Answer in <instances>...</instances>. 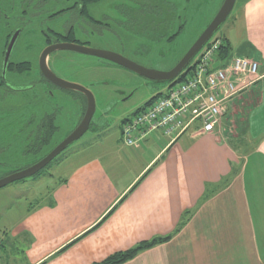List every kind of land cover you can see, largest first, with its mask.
Instances as JSON below:
<instances>
[{
	"label": "crops",
	"instance_id": "obj_1",
	"mask_svg": "<svg viewBox=\"0 0 264 264\" xmlns=\"http://www.w3.org/2000/svg\"><path fill=\"white\" fill-rule=\"evenodd\" d=\"M237 18L246 55H233L229 42L231 56L257 61L262 76L236 102V119L245 113L238 130L226 116L216 133L193 127L132 148L121 126L92 137L86 157L75 154L40 181L35 204L30 189L19 191L29 206L0 255L16 264H97L171 237L125 264H264V0H247Z\"/></svg>",
	"mask_w": 264,
	"mask_h": 264
},
{
	"label": "flooded vegetation",
	"instance_id": "obj_2",
	"mask_svg": "<svg viewBox=\"0 0 264 264\" xmlns=\"http://www.w3.org/2000/svg\"><path fill=\"white\" fill-rule=\"evenodd\" d=\"M102 1L0 0V21L5 24L0 27V172L5 173L0 180L36 165L55 148L46 153L59 133L62 101L74 97L87 109L86 96L63 88L52 65L67 60V53L89 55L70 49L45 54L48 50L89 49V31L161 32L174 24L171 9L153 8L145 0H113L110 10L97 7Z\"/></svg>",
	"mask_w": 264,
	"mask_h": 264
},
{
	"label": "rangeland",
	"instance_id": "obj_3",
	"mask_svg": "<svg viewBox=\"0 0 264 264\" xmlns=\"http://www.w3.org/2000/svg\"><path fill=\"white\" fill-rule=\"evenodd\" d=\"M112 1L103 0L97 7L110 10L113 7ZM145 1L152 3L153 8L157 5L158 8L171 9L174 24L161 32H151L146 29L134 31L120 29V31L109 33L99 30L89 31V48L120 54L137 64L156 71H170L181 61L209 26L225 2V0ZM246 1H236L232 14L212 39L231 42L232 48L235 50L233 55L237 54L236 51H238V44L240 43L237 26H240L241 22L236 19L241 15ZM0 27H5V24L3 27L2 21H0ZM3 30L1 31V37ZM239 52L240 56H245V47L243 49L239 48ZM66 57L67 60H61L52 65V68L62 80L85 87L93 94L96 111L91 122V129L40 174L0 189V243H3V249L5 248L2 241L4 236L12 230L13 226L24 216L26 209H28L29 203H26L28 195L29 201L35 204V188L41 183L40 181L49 179V176L53 174L54 169L60 163L74 158L75 154L80 153V156L75 157L77 161L86 157L85 150L89 147V140L92 137L102 138L108 135L110 131H119L124 118L132 117L138 109L143 108L147 102L155 97L165 94L169 88L168 83L156 85L153 81L138 76L122 67H109L106 61L96 57L76 53H67ZM197 58L198 56L194 62ZM67 100L61 102L62 106L58 113L59 120L57 123L59 133L52 143L47 146L46 153L61 143L78 127L86 112L85 101V105H81L80 101H76L74 97ZM239 100L242 101L243 97L234 101L232 107L235 108L237 105V108L234 109L233 113H229L232 107L229 108L226 115L231 117L230 121L232 120V123L235 124L234 128H239V125L244 121L242 118L244 119L243 116H245L243 112L236 119L239 110V104L236 102ZM242 110L243 108L241 109L240 105V111ZM241 128L243 129V127ZM4 174L0 172V178ZM47 183H50V181H47ZM45 186L46 183L45 185L41 183L38 189L41 191L42 187ZM28 189H30L27 192L28 195L19 193V191L22 193L23 190L26 192ZM6 191H10L8 192L9 196ZM0 257V264H16V261L13 260L14 256H5L3 253Z\"/></svg>",
	"mask_w": 264,
	"mask_h": 264
},
{
	"label": "built area",
	"instance_id": "obj_4",
	"mask_svg": "<svg viewBox=\"0 0 264 264\" xmlns=\"http://www.w3.org/2000/svg\"><path fill=\"white\" fill-rule=\"evenodd\" d=\"M222 44L220 39L212 40L186 80L177 81L122 122V140L127 147H135L151 135L176 140L193 127L205 134L222 128L234 101L262 80L260 64L253 59L231 56L227 62L221 61Z\"/></svg>",
	"mask_w": 264,
	"mask_h": 264
},
{
	"label": "water",
	"instance_id": "obj_5",
	"mask_svg": "<svg viewBox=\"0 0 264 264\" xmlns=\"http://www.w3.org/2000/svg\"><path fill=\"white\" fill-rule=\"evenodd\" d=\"M236 1L237 0H225L222 8L220 9L216 17L212 20L209 26L205 29V31L201 34V36L197 39V41L184 55L181 61L172 70L167 72H160L153 69H149L145 66L137 64L125 58L120 54L113 53L111 51L95 50L91 48L87 49L79 46L55 47L53 49L48 50L45 54L57 49L75 50L78 51L79 53L87 54L89 56L96 57L101 60H107L109 62H112L124 69L129 70L130 72L138 76L153 81L156 85L168 83L169 87H171L174 83H176L179 80V78L184 73H186V71L193 64L195 58L199 56L200 53L209 45V43L212 41L216 33L226 23V21L228 20V18L230 17V15L234 10ZM13 46H14V42L10 44L7 56H10ZM45 72L52 75V73L47 68L45 69ZM60 81L63 88L77 91L86 96L88 100V105L82 121L80 122L78 127L67 138H65L61 143H59L39 163L27 168L26 170L20 173L11 175L5 179L0 180V189L7 187L15 182H19L31 178L33 176H36L46 167H48L52 162H54L63 152H65L72 145L78 142L91 129V122L96 111V102L93 94L88 89L80 85L67 83L63 80Z\"/></svg>",
	"mask_w": 264,
	"mask_h": 264
},
{
	"label": "trees",
	"instance_id": "obj_6",
	"mask_svg": "<svg viewBox=\"0 0 264 264\" xmlns=\"http://www.w3.org/2000/svg\"><path fill=\"white\" fill-rule=\"evenodd\" d=\"M222 41H223V44H222V47L220 49V52L218 53V56H219L221 61L227 62L230 59V57H231V50L232 49H231V46H230V44H229V42L227 40L226 41L222 40ZM192 65L186 71V73H184L179 78L178 81H184V80L187 79V77H189V75L191 74L192 69H193ZM41 172H43V171H41ZM170 238L171 237L161 238V239L154 240L152 242H147V243L141 244V245H139L138 247H136L134 249H131V250L126 251V252H121V253L115 254V255L111 256L110 258L106 259L105 261H103L101 263H97V264H125L128 261L132 260L136 255H138L143 250L149 249V248H151V247H153V246H155L157 244H161V243L169 240Z\"/></svg>",
	"mask_w": 264,
	"mask_h": 264
}]
</instances>
